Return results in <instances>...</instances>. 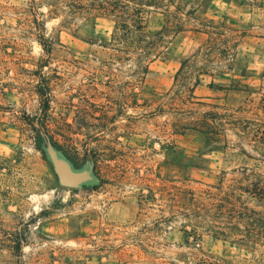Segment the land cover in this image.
Wrapping results in <instances>:
<instances>
[{
    "label": "rangeland",
    "instance_id": "1",
    "mask_svg": "<svg viewBox=\"0 0 264 264\" xmlns=\"http://www.w3.org/2000/svg\"><path fill=\"white\" fill-rule=\"evenodd\" d=\"M263 96L264 0H0V264H264Z\"/></svg>",
    "mask_w": 264,
    "mask_h": 264
},
{
    "label": "trees",
    "instance_id": "2",
    "mask_svg": "<svg viewBox=\"0 0 264 264\" xmlns=\"http://www.w3.org/2000/svg\"><path fill=\"white\" fill-rule=\"evenodd\" d=\"M124 10L128 8V5L123 4L121 6ZM116 13V12H114ZM118 16V20L122 21L123 16L121 15H117ZM125 21V22H124ZM142 18L140 17L139 19V23H138V29L140 31H142ZM131 34H132V29H131V25L126 23V20H123V22H118L116 25V31L114 32V37H113V44H119L122 45V43H128L130 44L131 41ZM125 36V38H124ZM132 45V44H131ZM138 48L140 50H143L142 52H145V55H141L140 59L137 60L136 63H138V66L141 68V70L147 74L148 72V68H149V63L151 62L150 60V55H152L150 53V51H146L147 49H152V44H146V45H141L138 46ZM120 49H116V52H120ZM149 60V61H148ZM148 61V62H147ZM144 63H146V65H144ZM183 70V66H181L178 70V72L175 75V79L177 81V78L179 77L180 73ZM177 86V85H176ZM188 92L190 93V96H192L193 90L191 88L188 89ZM261 109L263 110V114L262 116H260L259 118H255L252 120H243L242 123L238 122V123H232L233 127L236 128L237 134L240 135V131L243 132V138L245 139V137L247 138L249 135H252L254 137H256V143L259 145V147H261V149H264V96L261 99ZM221 118L219 117V114L217 113H213V112H206L203 116L202 119L200 121H197L198 127H197V131L198 133L204 137V139H206L207 143H216L219 142L216 139H212V137L210 136L212 134V129L216 128H220L221 125L218 124L217 121H219ZM241 136V137H242ZM240 137V138H241ZM202 264H209L206 261H203Z\"/></svg>",
    "mask_w": 264,
    "mask_h": 264
},
{
    "label": "water",
    "instance_id": "3",
    "mask_svg": "<svg viewBox=\"0 0 264 264\" xmlns=\"http://www.w3.org/2000/svg\"><path fill=\"white\" fill-rule=\"evenodd\" d=\"M51 160L62 187L78 188L92 180L88 170H76L69 161L60 158L56 153H51Z\"/></svg>",
    "mask_w": 264,
    "mask_h": 264
},
{
    "label": "flooded vegetation",
    "instance_id": "4",
    "mask_svg": "<svg viewBox=\"0 0 264 264\" xmlns=\"http://www.w3.org/2000/svg\"><path fill=\"white\" fill-rule=\"evenodd\" d=\"M82 170H87V169H82Z\"/></svg>",
    "mask_w": 264,
    "mask_h": 264
}]
</instances>
